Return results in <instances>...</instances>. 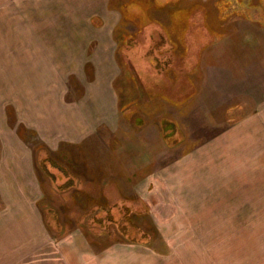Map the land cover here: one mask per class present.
<instances>
[{
  "label": "rangeland",
  "instance_id": "rangeland-1",
  "mask_svg": "<svg viewBox=\"0 0 264 264\" xmlns=\"http://www.w3.org/2000/svg\"><path fill=\"white\" fill-rule=\"evenodd\" d=\"M20 191L61 259L264 264V0H0Z\"/></svg>",
  "mask_w": 264,
  "mask_h": 264
},
{
  "label": "crops",
  "instance_id": "crops-1",
  "mask_svg": "<svg viewBox=\"0 0 264 264\" xmlns=\"http://www.w3.org/2000/svg\"><path fill=\"white\" fill-rule=\"evenodd\" d=\"M56 244L43 230L41 210L30 196L20 191L8 197L0 192V264H90L91 259L58 258ZM97 260V264L109 260L117 264V259Z\"/></svg>",
  "mask_w": 264,
  "mask_h": 264
}]
</instances>
